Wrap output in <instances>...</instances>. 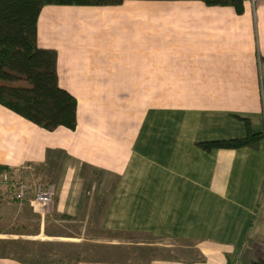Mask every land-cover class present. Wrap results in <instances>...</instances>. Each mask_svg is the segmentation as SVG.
<instances>
[{"label":"crops","instance_id":"0c3cea01","mask_svg":"<svg viewBox=\"0 0 264 264\" xmlns=\"http://www.w3.org/2000/svg\"><path fill=\"white\" fill-rule=\"evenodd\" d=\"M38 44L58 52L77 124L49 131L0 104L10 182L57 189L46 216L13 203L31 221L21 239L95 244L96 255L72 264L254 262L262 250L250 251V235L264 237V142L211 151L198 143L245 136L237 116L264 130V0H245L242 13L202 0L48 4ZM7 185L0 176V190ZM71 219L84 224L79 233ZM0 264L28 263L0 256Z\"/></svg>","mask_w":264,"mask_h":264},{"label":"trees","instance_id":"16d2710c","mask_svg":"<svg viewBox=\"0 0 264 264\" xmlns=\"http://www.w3.org/2000/svg\"><path fill=\"white\" fill-rule=\"evenodd\" d=\"M125 0H0V104L38 126L53 131L60 127L75 128L77 99L58 81V52L38 44V18L48 4L117 5ZM208 5L233 6L244 11L245 0H202ZM262 93L264 104V57ZM246 128L240 138L212 139L199 142L205 151L215 148L259 149L264 130L255 132L248 118L237 116ZM9 166L0 164V174ZM250 264H261L254 261Z\"/></svg>","mask_w":264,"mask_h":264},{"label":"rangeland","instance_id":"374dc122","mask_svg":"<svg viewBox=\"0 0 264 264\" xmlns=\"http://www.w3.org/2000/svg\"><path fill=\"white\" fill-rule=\"evenodd\" d=\"M85 170L87 172L88 167H85ZM88 173L93 174L94 176L104 177V175L101 172L92 171ZM16 202L18 201H11L7 203L9 205L0 207V239L4 238L3 240H0V256L18 257V259L28 264H72L74 259L78 258V256L80 255L86 258L96 255L94 251L95 244L87 243L86 241H83V244H90V245L78 246L77 244L71 243L69 238H67V240L64 242H59V243L57 242L51 243L42 240L29 241L26 239H21L22 237L19 235L21 232L24 233L31 231L30 229L31 221L30 219L25 220V222L20 221V216L18 215L20 214L21 209L20 207L13 204ZM23 202L24 201L19 203H23ZM262 207H264V204L262 205ZM263 211L264 209L260 212V216L263 215L262 213ZM36 219H37L36 217H34L33 219L32 222L33 228L36 226ZM66 224H68V227H70L73 230V232H77V233L80 232V230L84 225L79 220H73V219L66 221ZM57 228L64 230V228L61 225H56L54 230L57 231ZM260 235L264 236V229L261 230ZM250 236H251L249 241V245H251L249 246L250 251H252L251 249L252 243H254L256 246L255 247L256 249H254L256 250L255 255H257V252H260V248H261L262 252H260L256 256L255 261H260L261 264H264V237H260L261 241L257 242L254 238L253 232L251 233ZM256 243L259 244L256 245Z\"/></svg>","mask_w":264,"mask_h":264},{"label":"built area","instance_id":"2783aa9c","mask_svg":"<svg viewBox=\"0 0 264 264\" xmlns=\"http://www.w3.org/2000/svg\"><path fill=\"white\" fill-rule=\"evenodd\" d=\"M0 176L2 181L8 184L5 191L0 190V201L2 198H6L8 202L27 200L35 210L44 216L54 212L57 193L54 184L32 183L26 180L10 182L7 171H3Z\"/></svg>","mask_w":264,"mask_h":264}]
</instances>
